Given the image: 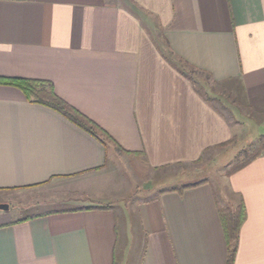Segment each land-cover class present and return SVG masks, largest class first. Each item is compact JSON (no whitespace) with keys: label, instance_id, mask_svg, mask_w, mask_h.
<instances>
[{"label":"crops","instance_id":"crops-1","mask_svg":"<svg viewBox=\"0 0 264 264\" xmlns=\"http://www.w3.org/2000/svg\"><path fill=\"white\" fill-rule=\"evenodd\" d=\"M180 58L264 114V0H0V78L52 85L152 168L195 162L236 135L222 96L200 92ZM119 155L0 83V202L79 199L21 217L9 203L0 264H264V153L225 178L226 203L210 181L127 197L103 181ZM241 201L229 262L220 211Z\"/></svg>","mask_w":264,"mask_h":264},{"label":"rangeland","instance_id":"rangeland-1","mask_svg":"<svg viewBox=\"0 0 264 264\" xmlns=\"http://www.w3.org/2000/svg\"><path fill=\"white\" fill-rule=\"evenodd\" d=\"M195 77L197 86L203 93L210 94L208 96H222V99H217L214 102L234 124L236 137L233 142L227 146L206 152L195 162L162 168L150 167L141 154L134 157L119 155L116 158L115 169L106 176L107 181L103 180L109 186L108 188L125 190L127 197L145 200L155 197L162 190L179 189L182 186L196 182L210 181L215 187L219 198L226 203L224 193H227L228 189L226 188L225 178L244 160L246 153H251L260 145V135L264 134V114L248 105L241 106L237 104L228 92L219 95L218 90L220 89L214 90L203 74H196ZM111 154L110 157H113ZM19 194L18 197L15 196L10 198L9 202H5L11 205V209L7 212L17 217L60 207L61 205L68 206L70 203L76 205L79 202V199H71L72 202L70 203L68 201L61 202L62 194L54 193L50 198L45 197L36 199L34 202L31 200L22 202L24 197H19ZM28 197V199L32 198L30 193Z\"/></svg>","mask_w":264,"mask_h":264},{"label":"trees","instance_id":"trees-1","mask_svg":"<svg viewBox=\"0 0 264 264\" xmlns=\"http://www.w3.org/2000/svg\"><path fill=\"white\" fill-rule=\"evenodd\" d=\"M180 61H182V71L183 73L193 82L195 86H197V79L196 74H200L199 71L196 68H190L183 60L180 58ZM0 83H7L12 84L20 89H22L26 95V97L36 103L48 106L52 109H55L56 111L60 112L67 118H69L72 122L77 124L82 129L88 131L89 133L93 134L95 137H97L99 140H101L104 143L112 142L115 143L117 149L125 153L128 157H134L140 153L136 152H130L122 148L117 142L114 141V139L102 128L100 127L96 122L91 120L89 117L84 115L82 112L71 106L69 103H67L65 100H63L60 96L57 95L52 85L48 88H44L42 86V82L37 80H30L25 78H0ZM198 87V86H197ZM199 91L201 92V89L199 88ZM236 136H233L231 140L224 142L222 144H219L218 147H224L233 142ZM264 153V134L260 135V145L255 148L251 153H246L245 158L243 161L239 163L238 166L229 174L231 175L234 171L242 168L243 166L247 165L249 162L253 161L260 155ZM207 181H201L196 182L193 184L182 186L179 189H167L162 190L163 192L168 191H183L187 188L194 187L197 185H200L202 183H205ZM96 207H105V206H96ZM93 208V206L86 207V209ZM82 209V208H81ZM85 209V208H84ZM221 219L223 222V226L225 229V233L227 236V240L231 246L230 249V259L234 256L235 249L237 247V241L239 236V231L241 228L242 223L245 220L246 217V209L244 203L241 201L236 207H224L221 208L220 211ZM28 218H23L20 220H27Z\"/></svg>","mask_w":264,"mask_h":264},{"label":"water","instance_id":"water-1","mask_svg":"<svg viewBox=\"0 0 264 264\" xmlns=\"http://www.w3.org/2000/svg\"><path fill=\"white\" fill-rule=\"evenodd\" d=\"M10 205L8 203L2 202L0 203V210H9Z\"/></svg>","mask_w":264,"mask_h":264}]
</instances>
